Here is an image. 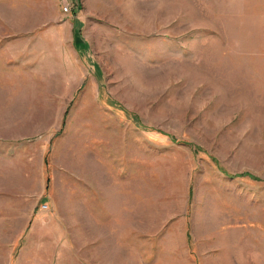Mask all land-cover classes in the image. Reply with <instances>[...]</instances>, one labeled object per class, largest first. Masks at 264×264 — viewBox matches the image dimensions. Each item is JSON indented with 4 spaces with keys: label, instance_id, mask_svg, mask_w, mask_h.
I'll return each instance as SVG.
<instances>
[{
    "label": "rangeland",
    "instance_id": "374dc122",
    "mask_svg": "<svg viewBox=\"0 0 264 264\" xmlns=\"http://www.w3.org/2000/svg\"><path fill=\"white\" fill-rule=\"evenodd\" d=\"M0 264H264V0H0Z\"/></svg>",
    "mask_w": 264,
    "mask_h": 264
},
{
    "label": "built area",
    "instance_id": "2783aa9c",
    "mask_svg": "<svg viewBox=\"0 0 264 264\" xmlns=\"http://www.w3.org/2000/svg\"><path fill=\"white\" fill-rule=\"evenodd\" d=\"M71 10H72V7H71L69 4L65 5V7H64V11H65L66 13L70 12Z\"/></svg>",
    "mask_w": 264,
    "mask_h": 264
},
{
    "label": "bare ground",
    "instance_id": "6f19581e",
    "mask_svg": "<svg viewBox=\"0 0 264 264\" xmlns=\"http://www.w3.org/2000/svg\"><path fill=\"white\" fill-rule=\"evenodd\" d=\"M136 221V220H135ZM130 223H132V222H130ZM112 258H114V257H112Z\"/></svg>",
    "mask_w": 264,
    "mask_h": 264
}]
</instances>
